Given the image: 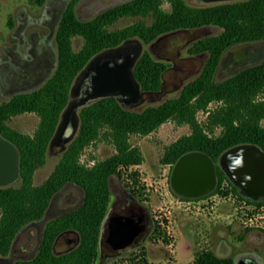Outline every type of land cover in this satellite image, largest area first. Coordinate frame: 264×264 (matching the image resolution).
<instances>
[{"label": "trees", "instance_id": "16d2710c", "mask_svg": "<svg viewBox=\"0 0 264 264\" xmlns=\"http://www.w3.org/2000/svg\"><path fill=\"white\" fill-rule=\"evenodd\" d=\"M82 0H70L56 30L58 64L54 73L38 88L18 92L0 102V132L13 141L21 153V185L0 187V255L9 253L19 231L30 221L43 216L51 198L69 183L84 191L81 206L49 220L42 233L38 252L30 259L15 264H94L98 254L100 226L111 199L110 181L121 165L140 164L143 155L139 147L130 144L132 133L148 134L162 123L174 118L188 123L192 132L172 142L165 150L162 162L173 166L185 153L204 151L217 163L218 185L225 179L242 199L260 203L243 193L218 163L228 148L255 143L264 149V59L250 64L217 81L215 75L224 53L233 45L264 39V0H236L209 5H190L185 0H168L171 10L162 7L164 0H124L112 5L88 20L80 18L76 7ZM39 5L45 0H36ZM123 16L152 17L149 23L138 20L121 28L111 26ZM217 25L222 32L202 37L190 46L189 52H208L200 74L188 82L178 97L149 105L142 110L126 108L115 96L94 101L80 110L81 125L75 139L62 153L46 180L35 185L36 169L45 163L51 138L61 113L71 98V87L77 75L96 53L138 37L150 43L160 35L181 29ZM81 35L84 44L79 50L73 37ZM167 64L155 59L148 50L139 57L134 73L148 92L161 88ZM219 104L208 107L211 102ZM199 110H208L202 123ZM36 112L40 116L33 135L13 128L8 120L16 114ZM117 151L88 166L81 162L85 147L99 138L102 128ZM220 127V133L215 129ZM68 228L81 234L80 244L73 250L57 254L53 243L57 235ZM194 264H237L231 256H219L212 249L198 251Z\"/></svg>", "mask_w": 264, "mask_h": 264}, {"label": "rangeland", "instance_id": "374dc122", "mask_svg": "<svg viewBox=\"0 0 264 264\" xmlns=\"http://www.w3.org/2000/svg\"><path fill=\"white\" fill-rule=\"evenodd\" d=\"M69 1L45 0L44 4L39 5L36 0H0V102L8 100L18 92L40 87L54 73L58 64L56 30ZM122 1L124 0H82L76 11L80 18L88 20ZM185 1L194 6L211 4L203 0ZM162 7L171 10L168 0H164ZM141 19L149 23L152 21L150 16H123L111 28H121ZM222 30L217 25L181 28L164 33L150 43H145L138 37L131 38L133 40L128 45L140 43L143 51L148 50L155 59L167 64L162 75L161 88L156 92H147L145 100L131 108L142 110L149 105H157L169 98L178 97L183 87L200 74L208 58V52L190 53V46L196 40L218 34ZM83 44V36L73 37L75 50H79ZM262 59L264 39L235 44L224 53L215 79L224 80ZM46 64L52 66L49 74L37 83H29V78L34 75V65L45 67ZM259 98H264V92ZM218 104L217 101L211 102L208 110ZM208 110L197 112L202 123L207 120ZM39 121L38 113L24 112L13 115L7 122L11 127L33 135ZM106 129L107 127L102 128L99 138L82 151V163L91 166L117 151L114 142L104 135ZM220 131V127L215 129L216 134ZM191 132L192 128L188 123L171 118L148 134L132 133L129 136L131 146L140 148L143 161L130 166L121 165L118 174L111 178L112 188L118 191L120 185L136 187L144 183L147 189L144 190L143 198L155 215L157 228L141 251L138 249L122 256L119 264H164L161 259L166 258L173 262L175 253L180 261L190 264L195 250L210 249L211 240H207L209 236L216 243L221 237H225L229 254L234 258L238 259L244 251H252L258 261L264 263V239L249 241L246 237L250 230L257 229L264 233V228L247 227L243 222L240 217L242 198L233 190L229 180L225 179L220 188L215 190L217 180L211 191L198 197L182 195L173 188L171 174L174 165L163 163L162 157L172 142ZM62 153L59 147L49 144L45 163L35 171V184L46 180ZM11 185L19 186L20 181ZM82 196L83 190L76 184L63 187L56 194L45 216L25 226L13 242L9 253L0 255V264H15L19 258L33 256L39 245L43 223L72 208ZM1 216L0 205V218ZM56 249L60 252L67 248L60 240Z\"/></svg>", "mask_w": 264, "mask_h": 264}, {"label": "water", "instance_id": "95a60500", "mask_svg": "<svg viewBox=\"0 0 264 264\" xmlns=\"http://www.w3.org/2000/svg\"><path fill=\"white\" fill-rule=\"evenodd\" d=\"M215 4L236 0L205 1ZM129 38L121 44L93 55L72 84L71 98L63 109L50 145L65 151L77 136L80 110L98 99L115 96L126 108L141 104L148 91L142 88L134 73V67L143 53L140 43L131 46ZM0 147L9 155L7 175L14 178L18 171L19 154L16 146L0 134ZM219 164L240 191L254 200H264V149L255 143H242L225 150ZM217 182L216 162L204 151L183 154L174 164L171 183L180 194L189 197L202 196L211 191ZM119 219L111 227V239L115 248L130 244L145 229L140 216L138 221Z\"/></svg>", "mask_w": 264, "mask_h": 264}, {"label": "flooded vegetation", "instance_id": "af4514ba", "mask_svg": "<svg viewBox=\"0 0 264 264\" xmlns=\"http://www.w3.org/2000/svg\"><path fill=\"white\" fill-rule=\"evenodd\" d=\"M33 68L35 69L34 75L29 78L28 80L30 81L29 83H32V82L37 83L41 81L44 77H46L49 74V72L52 69V66L49 64L48 65L46 64L45 67L41 65L39 66L34 65ZM0 134L3 135L5 138H7L3 133L0 132ZM11 142L16 146L18 154H19L18 171L15 174L14 178L13 177L5 178V177H8L7 165H9V158H8L9 155L5 151H9V150L0 147V187L9 186L16 181H20V185H21V153H20L19 147L13 141ZM61 152H64V151H61ZM33 182H34V178H33ZM35 185H39V184H35ZM110 185H111V193H112L111 199L109 201L106 214L100 226V232H99V238H98V254H97V258L94 264H119V258H121L122 256L127 255L130 252H134L135 250H138V249L141 251L146 246V242L150 240L151 234H153L157 228V221L155 219V215L152 214L151 210L146 205L145 200L143 198L144 190L147 189L145 188L144 183H142V185H136V187L135 186L126 187V186L120 185V188L118 191H115L112 188L111 181H110ZM56 194L51 198V201L47 209L45 210L43 216L30 221L28 224L32 223L33 221L40 220L45 216V214L51 207L53 200L56 197ZM83 200H84V191H83L82 198L76 205H74L70 209H67L61 213L56 214L55 216L47 219L43 223L41 231H40V241H39V245H38L36 253L39 250L41 239H42V233H43L46 223L49 220L57 216H60L69 211H73L77 209L79 206H81V204L83 203ZM260 201L264 202V200H260ZM140 216L143 218L142 223L145 225V229L141 231L133 239V241L127 246L122 247V248H115L114 243L110 241L112 225L119 219V217H121L120 219L122 221H126L128 220V217H130L129 220L132 223L133 222L132 220H134L135 222L138 221ZM28 224H26L25 226H27ZM21 230L19 231V233L21 232ZM17 236L15 237L14 241L16 240ZM60 240L62 241L64 246L67 248L65 251L59 252L56 249ZM80 241H81V234L77 229H74V228L65 229L57 235L53 243V251L57 254L69 252L73 250L74 248H76L80 244ZM35 254L31 257L19 258L17 260L30 259L34 257ZM234 259L237 262V264H264L261 261H258L257 256L252 251H244L242 255L238 257V259L236 257Z\"/></svg>", "mask_w": 264, "mask_h": 264}, {"label": "crops", "instance_id": "0c3cea01", "mask_svg": "<svg viewBox=\"0 0 264 264\" xmlns=\"http://www.w3.org/2000/svg\"><path fill=\"white\" fill-rule=\"evenodd\" d=\"M247 240L249 241H255V240H263L264 239V233L261 230H257V229H253L250 230L247 233ZM208 241L211 240V244L210 245V249H212L213 251H215V253L219 256H223V257H227L230 256V252L228 251V243L226 241L225 237H221V240H219L217 243L215 242V240H213L210 236L207 239ZM212 242H215V244H212ZM198 251L195 250L194 252V256L191 258V263L190 264H194V258H195V254ZM232 257V256H231ZM163 261L164 264H188L186 262H182L180 261L179 257L177 256V254L175 253V259L173 262H169L166 258L161 259Z\"/></svg>", "mask_w": 264, "mask_h": 264}, {"label": "built area", "instance_id": "2783aa9c", "mask_svg": "<svg viewBox=\"0 0 264 264\" xmlns=\"http://www.w3.org/2000/svg\"><path fill=\"white\" fill-rule=\"evenodd\" d=\"M219 194V193H217ZM242 215L240 216L247 227L256 226L264 228V202H249L242 199Z\"/></svg>", "mask_w": 264, "mask_h": 264}, {"label": "bare ground", "instance_id": "6f19581e", "mask_svg": "<svg viewBox=\"0 0 264 264\" xmlns=\"http://www.w3.org/2000/svg\"><path fill=\"white\" fill-rule=\"evenodd\" d=\"M205 1H215V0H205Z\"/></svg>", "mask_w": 264, "mask_h": 264}]
</instances>
